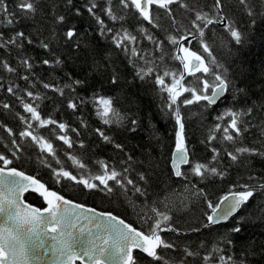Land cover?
I'll use <instances>...</instances> for the list:
<instances>
[{
    "label": "trees",
    "instance_id": "trees-1",
    "mask_svg": "<svg viewBox=\"0 0 264 264\" xmlns=\"http://www.w3.org/2000/svg\"><path fill=\"white\" fill-rule=\"evenodd\" d=\"M31 2L35 12L24 13L18 7L19 0H4L15 22L12 25H7L6 21L0 23L3 37L0 42L18 32H23L24 38H18L16 44L0 47V62L15 69L9 72L0 63V154L12 161L11 166L36 176L66 197L111 211L146 233L158 219L151 209L155 207L166 213L170 220L162 223V227L172 226V230L162 231L160 236L173 247L157 250L161 260L134 250L135 264H219L221 255L232 256L236 264L240 261L264 264V188L256 187L264 183V155L244 154L236 163L227 156V152H234L238 147L264 153V0H247V7L240 0H221L220 14L213 7L215 0H183L188 8L176 2L169 6L171 14L153 5L154 24L145 21L130 3L124 7L120 0ZM92 3L96 5L94 15L88 11ZM108 8L112 9L116 20L107 15ZM193 10L206 12L217 21L204 29L203 37L191 26ZM221 14L243 34L241 43L232 40L225 24H218ZM61 16L64 17L62 22L58 20ZM97 17L103 21V29ZM4 19L0 14V20ZM69 29L76 33L71 40L65 35ZM124 31L136 40L125 41L123 47H117L113 37ZM189 31L196 34V38L186 44L204 55L211 73L224 76L228 88L213 105L206 101L185 105L183 100L191 99V93L185 92L173 110L177 106L180 109L190 161L211 162V167L226 172L223 178L207 174L197 177L192 174L190 165H183L181 171L185 175L176 177L171 167L177 124L168 109V94L161 91L155 78L165 71L177 75L181 72L180 61L174 58L176 46L167 38ZM145 32L154 40L147 39ZM201 40L209 46L211 57L203 51ZM155 41L162 42V50H157ZM42 42L49 47L43 48ZM133 48L137 56L132 55ZM213 58L215 64L211 63ZM25 59L32 65L30 69L22 64ZM57 59L61 61L59 64L55 62ZM45 60L49 64H44ZM148 67L154 71L141 79L138 72ZM24 76L28 79H23ZM203 79L212 83L214 75H187L183 84L199 89ZM165 81L170 84L171 76L165 77ZM45 83L52 87L45 88ZM10 86L13 93L8 92ZM55 88L63 89V95ZM26 91L38 98L27 96ZM99 97L112 100V107L120 116L118 123L114 118L113 123L106 125L97 116ZM22 100L37 107L42 119L50 118L57 123L38 126L24 111ZM69 101L76 104L75 109L68 107ZM5 104L9 107L5 108ZM229 110L242 113L241 135L234 142L223 139V128L230 122V117L225 115ZM21 116L25 117L24 121ZM28 123L32 124L29 130L34 135L52 143L55 156L41 152L30 137L20 136ZM60 123L66 125L63 131L58 128ZM217 124L221 126L219 130H216ZM97 129L110 141H105ZM61 135L70 139L71 147L58 138ZM210 136L215 139L209 140ZM13 140L19 145V151L12 144ZM117 144L121 148L118 149ZM213 148L219 153L216 161H212ZM70 156L86 167L81 169L74 165ZM99 161L119 172L129 169L127 177L146 195L134 193L131 185L125 192L113 181H109L113 190L107 193L89 190L66 178L57 183L53 176L52 169L61 167L77 178L100 175ZM141 173L145 176L143 181L139 178ZM245 183L255 187L249 202L229 220L205 225L209 202L215 205L233 185ZM197 190H202L203 195H197ZM24 197L38 206L44 204L34 191H27ZM234 227H240L241 231L233 232ZM216 248L220 251H214ZM186 250L193 255H187ZM205 256H210L208 261Z\"/></svg>",
    "mask_w": 264,
    "mask_h": 264
},
{
    "label": "snow or ice",
    "instance_id": "snow-or-ice-1",
    "mask_svg": "<svg viewBox=\"0 0 264 264\" xmlns=\"http://www.w3.org/2000/svg\"><path fill=\"white\" fill-rule=\"evenodd\" d=\"M70 2V0H69ZM180 2L181 7L188 8V5L183 3V0H120V3L124 7H128L129 3L139 12V15L147 22L153 23L154 20L151 14V6L155 5L161 9H165L170 12L169 6L173 3ZM240 3L247 7V0H240ZM19 9L21 12L29 13L35 12V5L31 0H19ZM96 5L92 3L88 8L89 13L94 15V9ZM215 11L220 14L222 12L221 0H215L213 5ZM194 11V19L191 21V26L195 29L196 33L200 37L204 35V29L210 24L217 22L216 20L209 18L208 13L203 11ZM107 15L116 20L117 17L113 15L112 9H106ZM0 14H3L4 20H0V23L6 21L7 25H12L15 21L12 13L8 11L4 0H0ZM249 15H252V11L249 8ZM64 17H58L59 21H63ZM221 22L226 21V17L222 14L219 15ZM98 23L103 29V21L97 17ZM225 28L229 32L232 40L237 44L243 40V34L231 23L225 22ZM108 31H111L109 29ZM144 32V29H141ZM66 37L71 40L76 33L69 29L66 32ZM147 39L154 40V37L147 35ZM189 37L195 39L196 36L193 32L189 31L187 35L181 36H168V42L176 47L175 59L179 60L182 64L183 71L178 75L169 71H165L163 75H157L155 83L160 86L161 91L168 94V109L172 112L175 118V122L178 126L176 131L175 149L172 153L171 166L173 173L176 177H182L185 175L181 171V165H190L191 172L197 177L203 178L206 174L212 176H220L223 178L226 172L218 170L217 167H211V162L205 164L200 162L190 161L188 150L185 146L184 137V124L180 114L179 107L177 105L179 98L185 92L191 93V99H184L185 105H191L200 101H206L208 105H213L217 102L225 90L228 88V82L219 73H211L209 63L205 58L195 51H192L189 47H185V43H191ZM18 38H24L23 32L16 33L12 38L7 41L0 42V47H6L9 44H16ZM3 40L2 34H0V41ZM136 37L132 36L127 31L123 34H117L113 37V41L117 47H123L125 41H135ZM31 43V40L28 41ZM157 50H162V42L155 41ZM41 46L45 49L49 47L47 43H41ZM20 47V45H17ZM201 47L203 51L208 53L211 57L209 46L201 40ZM127 51V49H125ZM132 55L137 56L138 52L135 48L131 49ZM182 53V55H181ZM144 59L143 56L139 57ZM163 59V57H161ZM59 64L61 61L57 59L55 61ZM2 66L9 72H14L15 69L11 68L6 62H0ZM44 64H49L48 60L43 61ZM212 64H215V59L211 60ZM22 64L30 69L32 65L27 59L22 61ZM154 71L152 67H148L146 70L141 69L138 72L140 78L151 74ZM185 73L187 75L195 76L196 73L212 74L214 75V81L209 83L207 79L201 80L202 87L199 89L194 87H185L182 81L184 80ZM171 76V83L168 84L165 81V77ZM23 79L27 80L28 77L24 76ZM115 83V77L113 78ZM75 84H79L80 81H74ZM45 88H51L49 84L43 85ZM65 87H71L66 85ZM55 91L60 92L63 95V89L55 88ZM211 90V95L207 94ZM9 93H13V87L8 88ZM26 95L37 99L31 91H26ZM23 109L26 113L30 114L31 120L38 122V126L43 127L49 124H56L57 122L52 119H42L37 107H34L30 103H24L21 101ZM98 105L97 116L102 120L104 124H111L119 122V113L112 107V100L110 98L99 97L96 100ZM5 108L9 107L7 104ZM68 107L75 109L76 104L69 101ZM249 112L252 110L249 109ZM225 115L230 117V122L227 127L223 128L225 141L234 142L236 137L241 135L240 116L242 113L227 111ZM223 119V117H219ZM22 121L25 117L21 116ZM27 122V121H25ZM133 124L136 121H132ZM220 125H216V130L220 129ZM32 124L28 123V128L20 133L21 137H30L31 140L36 143L41 152H46L49 155L55 156V150L53 145L43 137L33 134ZM58 128L63 131L66 125L63 123L58 124ZM231 129V132H230ZM246 130V129H245ZM11 134V129H8ZM97 132L102 136L105 141H110V138L97 129ZM235 133L233 135L232 133ZM69 147L72 146V142L66 135L58 137ZM215 139V136H210L209 140ZM12 144L15 146L16 151H19V145L13 140ZM82 146V145H81ZM119 149L121 145L117 144ZM13 152V155L16 154ZM213 156L212 161H216L219 155L217 149H212ZM244 154L249 155H264L259 153L256 149L248 147H238L234 152H227V156L233 163H236L240 156ZM73 164L83 169L86 166L81 163L76 157L70 156ZM131 160V157H129ZM0 163L3 167H0V264H35L36 261L43 259L45 255L51 254L59 264H135L134 257L132 255L133 249H140L147 256L154 260H161L162 257L158 254V249L161 247L172 248L173 245L166 243L160 236V232L165 230H172L170 227L165 229L162 227V223L170 220V217L166 213L158 211L155 207L151 211L158 219L151 225L148 233L137 230L131 224L125 223L123 219L113 216L111 213L95 214L94 209H85L83 205L73 204L72 201L66 200L62 195L55 191L49 190L44 183H41L38 179L25 175L24 172L18 171L16 168L8 167L12 161L6 158L3 154H0ZM42 163H47L42 161ZM59 164L60 161L57 160ZM102 169V174L85 178L83 176L77 178L72 175L71 172L65 170L63 167L58 169H52L53 176L56 182L59 183L62 178L70 179L76 183L82 184L85 188L99 189L112 192V187L109 185V181H113L121 189L127 192V187L132 186L134 193L140 195H146L144 190L137 186L135 182L128 178L126 173L129 169H124L123 172L110 168L104 161H99ZM51 167L50 165H47ZM140 180H145L143 173L139 174ZM249 179H255V177H249ZM98 181L99 184L92 182ZM102 186V187H101ZM256 187L264 188V183L257 185ZM241 190H234V189ZM32 190L38 192L43 197L47 207L40 209L33 207L30 204H26L23 199V193ZM255 187L249 184L233 185L228 194L220 198L219 203L213 205L209 202L208 207L211 209L212 214L207 216L209 224H218L222 221L229 220L238 210L249 202L253 197ZM197 195H203L202 190H197ZM233 232H240V227H234ZM45 238H50L46 240ZM231 243V241H229ZM214 251H220L216 248ZM187 255H193L191 252H187ZM210 256H205V261H208ZM219 264H236V261L232 256H219ZM240 264H244V261H240Z\"/></svg>",
    "mask_w": 264,
    "mask_h": 264
},
{
    "label": "water",
    "instance_id": "water-1",
    "mask_svg": "<svg viewBox=\"0 0 264 264\" xmlns=\"http://www.w3.org/2000/svg\"><path fill=\"white\" fill-rule=\"evenodd\" d=\"M225 22H226V21H225ZM225 22L218 21V24H220V25H224ZM182 35H187V34H182ZM195 36H196V34H195ZM191 39H192V37H189V40H191ZM181 43H184V41H181ZM176 47H177V46H176ZM185 47H187V46H185ZM189 48H190V47H189ZM190 49H191L192 51H195V52H197L198 54L202 55L200 52H198V51H196V50H194V49H192V48H190ZM176 54H177V53H176ZM181 55H182V53H181ZM202 56H203V55H202ZM203 57H204V56H203ZM204 58H205V57H204ZM180 64H181V62H180ZM182 71H183V67H182V64H181V72H182ZM186 75H187V74L185 73V76H186ZM185 76H184V78H185ZM183 81H184V80H183ZM183 81H182V83H183ZM224 93H225V92H224ZM208 94L211 95V91H210ZM218 99H219V98H218ZM177 129H178V126H177V128H176V131H177ZM184 137H185V136H184ZM175 140H176V139H175ZM185 146H186V148H187L186 141H185ZM174 149H175V144H174L173 151H174ZM187 150H188V148H187ZM173 151H172V153H173ZM188 155H189V153H188ZM171 160H172V155H171ZM182 166H183V165H181L180 168H181ZM0 167H3V165H0ZM8 167L16 168L18 171H22V172H24L25 175L32 176V177L38 179L41 183H44L41 179L37 178L36 176H34V175H32V174H30V173H28V172H25V171H23V170H21V169H19V168H17V167H14V166H8ZM171 167H172V166H171ZM44 184L46 185V187H47L49 190L57 192L58 194L62 195L66 200L72 201L73 204L83 205L85 209H94V210H95V214H100V213H111L113 216L118 217V218H120V219H123L122 217L116 215L115 213H113V212H111V211L98 209V208H96V207H94V206H92V205H88V204L82 203V202H80V201H76V200H74V199H71V198H69V197H66L65 195H63L62 193L58 192L57 190L48 187L46 183H44ZM234 190H241V189L237 188V189H234ZM29 191H32V190H29ZM228 192H229V191H227V192H225L223 195H221V196L218 198V200H217L216 203H219L220 198H221L222 196H224V195H227ZM25 193H26V192L23 193L22 199H23V201H24L26 204H30V205H32L33 207L40 208V209H43V208L47 207V204L45 203V201H44V199H43L42 196H41V197H42V199H43V201H44V205H43V206H38V205L33 204V203L29 202L28 200H26L25 197H24V194H25ZM36 193L39 194L38 192H36ZM39 195H40V194H39ZM211 214H212V211H211V209L209 208V213H208V215H211ZM208 215H207V216H208ZM123 220L125 221V223H127V224H131V223H129L128 221H126L125 219H123ZM222 222H225V221H222ZM208 224H209V223H208V220H207L206 223H205V225H208ZM131 225H132V224H131ZM132 226L135 227L134 225H132ZM169 227L172 228V226H168V227L166 226V227H163V228L168 229ZM135 228H136L137 230H139V231H142V230H140V229L137 228V227H135ZM45 239L48 240V239H50V238H45ZM134 250H140V249H133V252H134ZM140 251H142V250H140ZM133 252H132V255H133ZM142 252H143V251H142ZM77 262H79V261H77ZM35 264H59V262H58V261H57V260L51 255V254H49V255H45V256L43 257V259H41V260H39V261H36Z\"/></svg>",
    "mask_w": 264,
    "mask_h": 264
}]
</instances>
